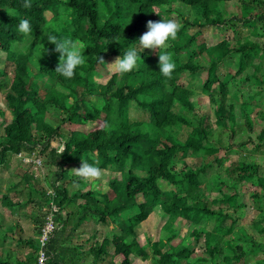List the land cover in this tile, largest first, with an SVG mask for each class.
Wrapping results in <instances>:
<instances>
[{
    "label": "trees",
    "instance_id": "1",
    "mask_svg": "<svg viewBox=\"0 0 264 264\" xmlns=\"http://www.w3.org/2000/svg\"><path fill=\"white\" fill-rule=\"evenodd\" d=\"M159 14L180 24L167 49L177 65L172 77L158 72V51L145 49L137 70L98 80L108 60ZM62 15L87 55L71 79L55 72L59 52L44 35ZM21 18L33 25V0H0V178H9L0 207L12 214L9 222L0 217V247H12L0 264H33V232L24 235L23 223L33 229V32L31 43L15 50L24 40ZM207 28L225 36L209 42ZM203 74L210 113L198 109L191 86ZM231 95L243 98L239 110ZM133 102L143 118L131 119ZM89 122L101 125L85 129ZM263 152L264 0H35V264L49 216L56 224L47 264H132L135 257L151 264H264ZM82 160L120 176L108 191L95 189L77 173ZM249 206L255 214L246 226ZM157 209L166 233L142 245L137 226ZM21 249L29 251L26 259Z\"/></svg>",
    "mask_w": 264,
    "mask_h": 264
},
{
    "label": "clouds",
    "instance_id": "2",
    "mask_svg": "<svg viewBox=\"0 0 264 264\" xmlns=\"http://www.w3.org/2000/svg\"><path fill=\"white\" fill-rule=\"evenodd\" d=\"M159 15L162 19L147 21L146 26L148 30L137 40H134V44L124 48L123 54H120L110 64L115 66L116 72L125 74L137 70L140 60L143 59L141 53L145 49H155L158 51L159 56L158 72L164 77H172L177 65L167 49L169 48L170 42L176 39L180 24L174 19L165 18L161 14ZM17 30L24 37L21 46L31 43L33 25L29 19L21 18L17 25ZM44 35L55 45V51L60 54L59 63L55 72L66 79H71L75 75L78 67L86 63L87 55L84 54L85 47L74 41L70 36L57 35L51 31L44 32ZM43 51H47V49L43 47L41 52ZM100 60L103 61V58L100 57ZM82 161V165L77 168V173L81 178L92 179L102 175V169L95 163H89L87 160Z\"/></svg>",
    "mask_w": 264,
    "mask_h": 264
},
{
    "label": "rangeland",
    "instance_id": "3",
    "mask_svg": "<svg viewBox=\"0 0 264 264\" xmlns=\"http://www.w3.org/2000/svg\"><path fill=\"white\" fill-rule=\"evenodd\" d=\"M229 9L231 11H235L237 12V7L234 4H230L229 5ZM175 16V14H173ZM46 16L47 18H51L52 13L50 12H46ZM68 21H70L69 17L67 15H62L59 20H55L53 22H48L47 25V31H52L55 27V30H57L59 32L58 35H62V36H69L71 34V31L73 29V27L71 25H69L66 28L65 24L68 23ZM243 34H247L248 33V29L247 28H243ZM227 36L232 35V32L229 31L227 34ZM223 36H225V34L223 32H220L218 29H214V28H207L205 30V38L209 41V42H217L218 40H220ZM32 39V38H31ZM81 45V43H80ZM24 47L23 46H17L15 47V50L20 51L22 50ZM153 49L150 50L151 54L153 53ZM60 54H58L57 59L59 60ZM116 58H110L107 62V73L104 75V77L99 78L98 80H100L102 83H105L107 81V79L111 76L112 73L115 72V66L114 65H110L111 63H113L115 61ZM224 70H222L223 72ZM206 74H203L202 78L198 79H194L191 86L194 87L195 89V94L193 96H195V99L197 101V105H198V109L201 112H205V113H210L211 112V105L209 102V96L202 93L201 92V83L200 80H204ZM231 101L235 100L236 103V109L239 110V105L240 102L242 101L243 98L240 99H235L232 95L229 96ZM0 106H2V108H4L3 106V100H0ZM130 117L132 120L138 119V118H143V110L139 107L136 106V103L133 102V104H131L130 106ZM101 125V122H89L87 123V126H85V129H92L96 126ZM260 129V126H257V130L254 133V136H256V133L258 132V130ZM181 133V132H180ZM54 144H57V141L54 142ZM264 153V152H263ZM222 155V154H219ZM237 155H234L233 158H236ZM212 158V157H211ZM189 161H204L202 158L201 159H194L193 157H191V159H189ZM193 163H198V162H193ZM33 169V167H32ZM39 169V162L36 161L35 164V172L38 173ZM4 175H6V172H4ZM116 176H120L119 173H114V171H112L109 168L106 169H102V175L100 177L97 178H92V183H93V188L98 189L100 191H108L110 186H109V181ZM7 181H9V178H0V189H4L7 185ZM246 201L248 204H251V201L249 200V194H246ZM3 211V214H1ZM137 211L136 208H134L132 210V214H134ZM255 211L249 206L248 207V218L243 220L244 225L249 226V220L254 216ZM2 215V220L3 222H9L11 221L12 218V214L7 211V210H2L0 207V217ZM50 217V216H49ZM166 218L164 217L163 214H161V212L159 211V209L154 210L149 216L148 218L141 222L138 226H137V239L140 242V244L144 245L147 243V241L152 240H158L159 238H161L163 236V234L166 233V231H164L163 227L165 224ZM24 223V227L26 229L25 234L27 235L29 232H33V229L30 227L31 222L23 220ZM56 224V223H54ZM102 225V224H100ZM99 227H103L104 229L107 228V225H102ZM212 226V222L208 224V227ZM55 228V226H54ZM187 233V227L185 226L184 228L181 229V231L179 232L178 236L174 239L173 243L177 244L181 241L182 238L185 237ZM188 242L192 241V237H188L187 240ZM12 247L6 246L1 248L0 247V255L5 254V252L7 251H11ZM17 252H15L16 254ZM29 251L25 250V249H21L20 250V254L22 259H26L27 255H28ZM14 257V254L12 255ZM83 255H79L77 257V260L79 263L83 262L82 261ZM106 260H111L114 259V262H118L120 261V259H122V257H112L111 255H107ZM150 259V258H148ZM252 262H254V260H252ZM132 264H151L150 260L145 261L142 260L139 257H135V260Z\"/></svg>",
    "mask_w": 264,
    "mask_h": 264
},
{
    "label": "built area",
    "instance_id": "4",
    "mask_svg": "<svg viewBox=\"0 0 264 264\" xmlns=\"http://www.w3.org/2000/svg\"><path fill=\"white\" fill-rule=\"evenodd\" d=\"M40 164V160H37ZM54 220L52 217H48L46 223L44 224L42 228V233L39 236V241L41 245L40 253H39V259H38V264H47V254H46V244L51 236L52 231L54 230Z\"/></svg>",
    "mask_w": 264,
    "mask_h": 264
}]
</instances>
